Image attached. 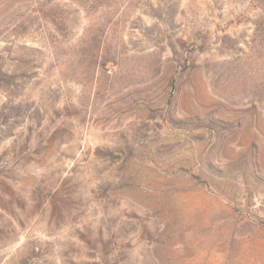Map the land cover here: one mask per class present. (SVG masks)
I'll list each match as a JSON object with an SVG mask.
<instances>
[{
    "label": "rangeland",
    "instance_id": "rangeland-1",
    "mask_svg": "<svg viewBox=\"0 0 264 264\" xmlns=\"http://www.w3.org/2000/svg\"><path fill=\"white\" fill-rule=\"evenodd\" d=\"M0 264H264V0H0Z\"/></svg>",
    "mask_w": 264,
    "mask_h": 264
}]
</instances>
